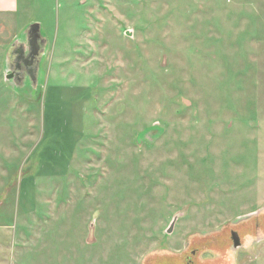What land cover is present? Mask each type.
<instances>
[{"label":"rangeland","instance_id":"rangeland-1","mask_svg":"<svg viewBox=\"0 0 264 264\" xmlns=\"http://www.w3.org/2000/svg\"><path fill=\"white\" fill-rule=\"evenodd\" d=\"M20 1L43 51L0 85V264H150L264 212V0Z\"/></svg>","mask_w":264,"mask_h":264},{"label":"flooded vegetation","instance_id":"flooded-vegetation-1","mask_svg":"<svg viewBox=\"0 0 264 264\" xmlns=\"http://www.w3.org/2000/svg\"><path fill=\"white\" fill-rule=\"evenodd\" d=\"M35 41L39 48L43 45L42 37L36 33ZM14 67L19 71L28 72L32 70V64L36 62V57L32 55V49H15ZM39 54V50L38 53ZM16 64L18 65L16 67ZM33 72V71H32ZM31 72V74H33ZM30 74V73H29ZM20 77L16 78V81ZM262 234V235H261ZM200 240L186 244V250L183 254L185 264H229L228 261H222L226 253H246L252 243H260L264 240V212L255 217L254 221L248 220L241 223L240 226L230 228L225 233L200 235ZM260 237V239H257ZM247 238L252 239L247 243ZM255 245V244H254ZM253 247V246H251ZM248 249V250H247ZM207 252H213L214 256L203 258ZM231 258V257H230ZM229 258V259H230ZM232 259V258H231ZM237 263V259L234 262Z\"/></svg>","mask_w":264,"mask_h":264},{"label":"crops","instance_id":"crops-1","mask_svg":"<svg viewBox=\"0 0 264 264\" xmlns=\"http://www.w3.org/2000/svg\"><path fill=\"white\" fill-rule=\"evenodd\" d=\"M23 13L24 11L22 9L20 0H0V55L5 57V67H7V58L13 44L17 40L16 38L19 35L18 33L26 26V23L23 19ZM5 67L0 71V85L4 83L6 88L5 84L9 83L8 81L11 80H7ZM185 248H183V251H173L170 249L164 250L162 251L164 253L154 254L148 259L151 261L150 264H159V257L162 256V264H174L177 263V261H181L182 264H185L183 259Z\"/></svg>","mask_w":264,"mask_h":264},{"label":"water","instance_id":"water-1","mask_svg":"<svg viewBox=\"0 0 264 264\" xmlns=\"http://www.w3.org/2000/svg\"><path fill=\"white\" fill-rule=\"evenodd\" d=\"M28 33V37H29V43H22L18 40L15 41V43L13 44L12 48H11V51L9 52V56H8V60H7V67H9V69H6V77H7V80H15L16 81V78L17 77H20L22 78L25 74H31V72L35 71L36 68H37V63L38 61L40 60V57H41V54H42V51H43V47L41 46V48L38 47L36 41H35V37H36V33L40 35V32H39V26L38 25H33L32 27L29 28V30L27 31ZM41 36V35H40ZM32 49V55H34L36 57V62L32 64V70H29L28 72H23V71H19L17 68L14 67L15 65V62H14V56L15 54L13 55L15 49ZM38 50H39V54L38 53ZM18 65L16 64V67ZM33 75V74H31ZM177 222V218H175L173 220V222L171 223L169 229L167 230V233L168 234H171L173 231H174V227H175V224Z\"/></svg>","mask_w":264,"mask_h":264}]
</instances>
